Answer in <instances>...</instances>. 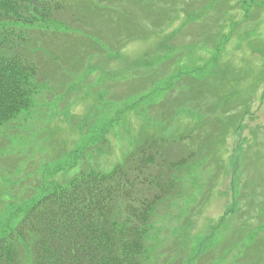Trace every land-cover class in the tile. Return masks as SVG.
<instances>
[{"label":"rangeland","instance_id":"1","mask_svg":"<svg viewBox=\"0 0 264 264\" xmlns=\"http://www.w3.org/2000/svg\"><path fill=\"white\" fill-rule=\"evenodd\" d=\"M198 2L156 29L138 20L122 50L91 57L61 96L43 88L28 110L0 128L11 142L1 156L23 158L13 174L0 166V238L39 199L68 187L86 163L110 172L140 133L164 129V135L193 138L208 122L199 147L170 151L195 154L175 176L180 195L159 206L144 263L237 264L245 255L249 260L238 264H254L262 258L264 0ZM59 21L70 24L66 13ZM168 108L174 110L169 124L162 119ZM25 170L33 186L22 180Z\"/></svg>","mask_w":264,"mask_h":264},{"label":"trees","instance_id":"2","mask_svg":"<svg viewBox=\"0 0 264 264\" xmlns=\"http://www.w3.org/2000/svg\"><path fill=\"white\" fill-rule=\"evenodd\" d=\"M148 1L0 0V128L31 107L39 88L62 94L89 58L104 52L99 44L120 50L115 45L123 47L137 33L139 13L163 24L179 15L175 2L183 6L182 14L196 6L189 5L191 0H150L151 6ZM63 13L71 25L59 21ZM56 23L73 34L55 30ZM54 81L55 86H49ZM173 117V109L163 111L167 124ZM207 126L196 127L193 138L164 135V129L144 131L110 173L80 172L70 187L36 202L0 238V264H144L157 206L180 195L175 176L195 154L182 158L170 151L194 143L199 147ZM10 145L7 136H0V152ZM4 160L6 172L15 173L21 159L16 155ZM32 176L26 170V185L33 186Z\"/></svg>","mask_w":264,"mask_h":264}]
</instances>
